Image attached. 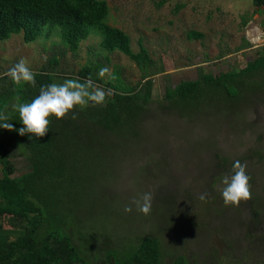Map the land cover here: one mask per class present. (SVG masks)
Listing matches in <instances>:
<instances>
[{"label": "rangeland", "instance_id": "374dc122", "mask_svg": "<svg viewBox=\"0 0 264 264\" xmlns=\"http://www.w3.org/2000/svg\"><path fill=\"white\" fill-rule=\"evenodd\" d=\"M102 1L107 24L129 36L133 53L145 48L151 63L141 69L118 51L107 53L95 31L76 52L64 49L57 31L31 43L21 33L0 41V76L24 58L34 73L43 70L57 84L76 80L87 65L103 64L109 74H93L111 95L106 84L134 88L150 80L144 108L113 130L80 115L64 119L60 157L70 178L63 190L70 192L67 221L76 224L65 231L73 247L89 264H101L107 253L122 255L152 237L159 241L162 264L177 257L185 264H264V213L254 219L251 200L226 207L213 187L239 160L247 165L257 208L264 210V72L238 94L209 92L190 109L165 98L181 81L238 72L257 58L264 48V16L254 12L252 0ZM191 32L201 37H189ZM10 160L14 176L29 171L15 149ZM147 192L153 200L145 216L132 200ZM204 193L207 202L199 199ZM0 225L10 226V220L0 217Z\"/></svg>", "mask_w": 264, "mask_h": 264}, {"label": "trees", "instance_id": "16d2710c", "mask_svg": "<svg viewBox=\"0 0 264 264\" xmlns=\"http://www.w3.org/2000/svg\"><path fill=\"white\" fill-rule=\"evenodd\" d=\"M252 3L254 12L264 16V0H252ZM107 16L108 7L102 0H0V41L21 33L23 41L31 43L57 31L64 49L76 52L80 42L95 31L100 35V47L107 53L118 51L141 69L151 63L142 46L138 53L132 52L129 36L109 26ZM261 26L264 28V18ZM189 37L200 38L201 34L191 32ZM105 60L108 59L105 57ZM56 63V58L52 57L51 66ZM102 67L100 63L87 65L77 72L76 80L84 82L90 77L95 84L100 83L93 72H99ZM263 72L264 48L238 72L221 73L216 77L200 74L195 81H181L174 89L167 90L165 98L174 106L190 109L209 92L227 96L238 94L241 88L250 87L262 78ZM34 74L36 87L24 83L17 85L9 76H0V112L9 116L7 122L14 128L10 131L0 127V217H7L11 224L8 227L0 225V264H89L73 247L65 231L76 224L67 221L71 217L65 202L70 203V192L63 190L66 188L63 181L70 178L60 157V137L65 134L66 126L64 119L53 117L48 134L39 140H30L29 134L21 136L18 133L23 124L13 105L31 102L39 95L42 85L54 83L52 75L43 70ZM114 79L119 80L116 74ZM148 81L134 88L106 84L113 90L106 105H89L75 111L96 127L113 130L144 108L150 96ZM13 149L24 155L29 164V171L19 176H14L15 166L10 160ZM255 202L252 197L250 204L255 205L254 219L258 220L264 210L260 212ZM101 264H162L159 241L143 237L122 255L107 253ZM173 264L185 263L177 257Z\"/></svg>", "mask_w": 264, "mask_h": 264}, {"label": "clouds", "instance_id": "9594fccd", "mask_svg": "<svg viewBox=\"0 0 264 264\" xmlns=\"http://www.w3.org/2000/svg\"><path fill=\"white\" fill-rule=\"evenodd\" d=\"M107 67L99 70V77L104 78L109 74ZM12 81L20 85L30 84L36 87L34 72L30 69L27 61L21 58L6 73ZM111 95L98 87L89 77L84 82L75 79H67L62 84L51 83L42 85L37 95L31 102L17 103L13 105L14 110L18 111L19 119L23 127L18 129L21 136L29 134V139L39 140L48 134L51 120L55 117L57 120H63L71 114L73 120L78 118L75 109L84 110L89 105L92 107L106 105V97ZM9 116L0 112V127L7 130H14L13 125L8 123ZM247 165L239 160L234 161L231 175L223 174L219 178V184L213 187L221 193L223 203L226 207H239L241 203H247L252 199V186L250 176L247 174ZM207 193L201 194L199 199L207 202ZM153 195L151 192L144 193L139 199L133 198L132 204H135L136 210L145 216L150 215L152 211ZM126 213L132 212L131 206H125Z\"/></svg>", "mask_w": 264, "mask_h": 264}]
</instances>
